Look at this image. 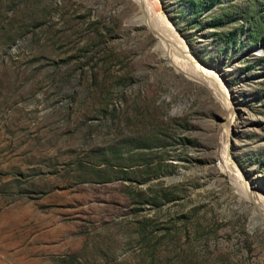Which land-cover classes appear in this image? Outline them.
Masks as SVG:
<instances>
[{
	"label": "rangeland",
	"instance_id": "rangeland-1",
	"mask_svg": "<svg viewBox=\"0 0 264 264\" xmlns=\"http://www.w3.org/2000/svg\"><path fill=\"white\" fill-rule=\"evenodd\" d=\"M151 1L232 115L135 0H0V264H264V0Z\"/></svg>",
	"mask_w": 264,
	"mask_h": 264
},
{
	"label": "bare ground",
	"instance_id": "bare-ground-1",
	"mask_svg": "<svg viewBox=\"0 0 264 264\" xmlns=\"http://www.w3.org/2000/svg\"><path fill=\"white\" fill-rule=\"evenodd\" d=\"M135 1L140 15L145 18L148 28L158 40V47L164 49L166 57L169 59V62L174 66L176 71L204 84L210 92H213L214 95L218 97L220 102L224 105L227 113L232 115L233 110L231 109L229 101L226 97V90L222 87L218 77L210 70L201 68L193 59H191L187 53L186 46L183 44L182 38L173 32L168 26V23L160 16L153 1ZM227 130L228 121L223 125L219 138V156L221 159V167L230 177L240 195L253 202L258 212L264 217V202L262 197L257 195V193L248 190L247 184L243 181L242 176L239 174V171L233 165L234 163L229 157L227 152Z\"/></svg>",
	"mask_w": 264,
	"mask_h": 264
},
{
	"label": "water",
	"instance_id": "water-1",
	"mask_svg": "<svg viewBox=\"0 0 264 264\" xmlns=\"http://www.w3.org/2000/svg\"><path fill=\"white\" fill-rule=\"evenodd\" d=\"M171 180H173V179H171Z\"/></svg>",
	"mask_w": 264,
	"mask_h": 264
}]
</instances>
